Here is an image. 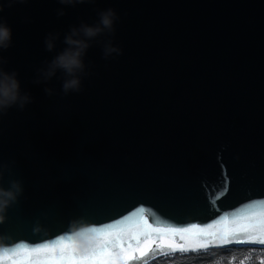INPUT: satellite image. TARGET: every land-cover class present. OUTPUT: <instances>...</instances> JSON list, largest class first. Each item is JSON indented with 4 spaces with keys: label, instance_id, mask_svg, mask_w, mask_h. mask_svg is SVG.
Wrapping results in <instances>:
<instances>
[{
    "label": "water",
    "instance_id": "obj_1",
    "mask_svg": "<svg viewBox=\"0 0 264 264\" xmlns=\"http://www.w3.org/2000/svg\"><path fill=\"white\" fill-rule=\"evenodd\" d=\"M109 8L81 90L65 95L59 70L44 81L71 29ZM2 16L3 68L33 102L0 115V183L24 189L0 223V264H76L106 241L110 264L264 248V0H26ZM109 44L122 52L105 58ZM84 225L86 251L72 235Z\"/></svg>",
    "mask_w": 264,
    "mask_h": 264
},
{
    "label": "clouds",
    "instance_id": "obj_2",
    "mask_svg": "<svg viewBox=\"0 0 264 264\" xmlns=\"http://www.w3.org/2000/svg\"><path fill=\"white\" fill-rule=\"evenodd\" d=\"M26 0H0V115L4 114L6 110L13 106L19 107L23 110L25 106L33 102L32 97L25 93L21 94L20 82L17 79L18 73L16 71H5L3 64L5 63L2 53L4 50L11 47L12 29L4 21L2 13L7 4L11 7L15 3H23ZM62 4H71L84 2V0H59ZM59 15H64L63 10H60ZM99 22L95 26L82 24L79 28H72L70 33L64 37V44L67 45L58 53L51 61L46 62L47 67L38 70L39 75L44 81L50 80L56 75L57 71H62L65 75L62 90L65 95L69 91L79 92L81 90L80 73L84 72L85 64L83 57L86 55L87 49L90 47L89 41L103 33L104 31H114V21L117 19L115 10L109 8L99 13ZM83 38H80V37ZM58 38V34H49L46 39V48L52 51L54 48V41ZM122 52L121 49L112 47L111 44L105 47V58L111 53ZM36 83L41 80L37 79ZM46 93L51 96L53 90L46 88ZM5 165L0 163V178L3 176ZM22 182L16 179L9 180V186L5 188L0 183V223L6 219V212L9 207L18 201V198L23 194ZM72 235L77 246L81 250H88L93 246L95 240L93 238L92 229L90 225H84L78 228H73Z\"/></svg>",
    "mask_w": 264,
    "mask_h": 264
},
{
    "label": "trees",
    "instance_id": "obj_3",
    "mask_svg": "<svg viewBox=\"0 0 264 264\" xmlns=\"http://www.w3.org/2000/svg\"><path fill=\"white\" fill-rule=\"evenodd\" d=\"M146 264H264V248L225 246L159 256Z\"/></svg>",
    "mask_w": 264,
    "mask_h": 264
},
{
    "label": "snow or ice",
    "instance_id": "obj_4",
    "mask_svg": "<svg viewBox=\"0 0 264 264\" xmlns=\"http://www.w3.org/2000/svg\"><path fill=\"white\" fill-rule=\"evenodd\" d=\"M112 241H106L104 246L99 249L97 253L90 256L80 257L76 264H110L111 254L109 252V245ZM260 244H264V239L259 240ZM122 245V242H121ZM123 251V248L121 249ZM28 251V250H22ZM32 251H39V249H33ZM75 259V254L69 256V260ZM13 264H31L30 260L24 259L21 261H14Z\"/></svg>",
    "mask_w": 264,
    "mask_h": 264
}]
</instances>
